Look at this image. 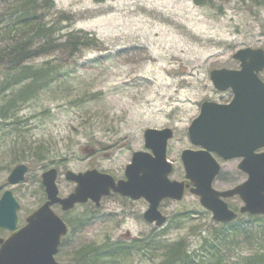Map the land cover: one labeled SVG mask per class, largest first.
<instances>
[{"label":"rangeland","instance_id":"rangeland-1","mask_svg":"<svg viewBox=\"0 0 264 264\" xmlns=\"http://www.w3.org/2000/svg\"><path fill=\"white\" fill-rule=\"evenodd\" d=\"M54 2L57 11L73 15V28L93 34L99 44L77 53L58 79L25 100L16 98L21 84L5 88L9 75L0 61V195L12 190L19 203V225L45 197L43 171L57 170L59 196L75 186L64 177L66 170L95 168L121 178L131 153L145 149L143 130L148 127L173 130L166 150L174 166L170 178L183 179L180 152L195 147L186 129L200 103H224L232 97L230 89L213 87L209 72L236 69L239 62L232 54L237 49L264 45V0ZM52 56L28 63L51 57L56 66L59 60ZM11 99L17 101L6 108ZM218 161L221 170L213 187L226 189L245 179L238 159ZM19 163L28 167L24 178L9 183L6 177ZM227 202L234 210L241 205L236 196ZM146 207L143 198L110 193L98 205L87 201L67 211L55 208L69 224L55 258L74 264H160L172 242H181L192 257L204 256V238L218 226L197 196L187 190L181 200H162L159 209L167 221L161 226L143 219ZM236 219L242 228L250 224L245 214ZM259 223L263 232L251 238L227 232L217 250L221 264H264V221ZM5 234L0 229V236ZM139 239L141 247L116 258L92 261L81 254L114 242L138 244Z\"/></svg>","mask_w":264,"mask_h":264},{"label":"water","instance_id":"water-1","mask_svg":"<svg viewBox=\"0 0 264 264\" xmlns=\"http://www.w3.org/2000/svg\"><path fill=\"white\" fill-rule=\"evenodd\" d=\"M232 56L239 61V68L221 67L209 72L214 88H230L232 98L226 103L202 101L198 115L187 127L190 142L198 148H184L180 152L184 179L169 177L173 170L166 158L167 140L173 133L169 127L143 130L144 146L149 151L131 153L123 178L115 179L95 168L82 172L66 170L65 178L75 186L60 197L57 170L49 168L41 173L46 199L25 217L21 226H18L19 203L11 189L3 190L0 228L9 234L0 236V264H73L54 258L61 237L67 233V225L51 205L58 203L62 210L88 200L98 205L110 192L134 200L145 199L147 208L142 213L143 219L156 226L166 221V216L158 209L161 200H180L187 187L217 222L229 223L236 218L237 212L224 200L234 195L242 201L240 213L264 215V151L255 152L264 147V82L257 74L264 69V47L239 48ZM212 153L223 159L241 157L238 168L246 173V179L228 189L213 188L212 181L220 165ZM26 171L25 164H17L6 179L9 183L21 181Z\"/></svg>","mask_w":264,"mask_h":264},{"label":"trees","instance_id":"trees-1","mask_svg":"<svg viewBox=\"0 0 264 264\" xmlns=\"http://www.w3.org/2000/svg\"><path fill=\"white\" fill-rule=\"evenodd\" d=\"M52 10L51 19H47ZM72 17L65 11H57L54 0H0V61L1 66H4L2 69L9 75H6L5 88L21 84L16 98L25 100L38 94L58 79V72L63 65L69 63L77 53L99 44L93 34L73 28ZM46 55L55 56L59 60L58 64L53 66L51 57L44 59L41 64L28 63L31 59ZM16 101L8 100L6 108L13 106ZM245 216L250 224L244 228L237 224V219L227 224L215 222L218 229H214L208 239L204 238L207 248L201 258L189 255L181 242H172L164 249L160 264H221L222 259L217 250L228 231L230 235L244 239L263 232L259 222L264 221V215ZM139 240L138 244L134 241L125 245L114 242L81 254L92 261L96 257L116 258L141 247L142 239Z\"/></svg>","mask_w":264,"mask_h":264},{"label":"flooded vegetation","instance_id":"flooded-vegetation-1","mask_svg":"<svg viewBox=\"0 0 264 264\" xmlns=\"http://www.w3.org/2000/svg\"><path fill=\"white\" fill-rule=\"evenodd\" d=\"M263 71H264V70L260 71L259 74H258L260 78H262V77H261V73H262ZM262 79H263V78H262ZM257 151H258V150H257ZM216 157H217V156H216ZM45 199H46V197H44L43 201H44ZM43 201H42V202H43ZM51 208H52L53 210H54L55 208H59V209H61V207H60L59 204H54V205H52ZM63 220H64V219H63ZM64 221H65V220H64ZM65 223H66V222H65ZM2 230H4V229H2ZM4 231H5V230H4ZM5 233H6V234H5L4 236H7L9 232L5 231ZM60 246H61V244L59 245V248H60ZM59 248H58V250H59Z\"/></svg>","mask_w":264,"mask_h":264},{"label":"bare ground","instance_id":"bare-ground-1","mask_svg":"<svg viewBox=\"0 0 264 264\" xmlns=\"http://www.w3.org/2000/svg\"><path fill=\"white\" fill-rule=\"evenodd\" d=\"M3 192V191H2ZM2 194V193H1ZM1 196V195H0Z\"/></svg>","mask_w":264,"mask_h":264}]
</instances>
